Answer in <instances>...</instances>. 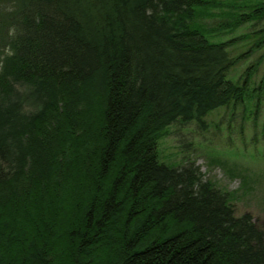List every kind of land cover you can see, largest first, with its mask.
Segmentation results:
<instances>
[{
  "label": "trees",
  "instance_id": "obj_1",
  "mask_svg": "<svg viewBox=\"0 0 264 264\" xmlns=\"http://www.w3.org/2000/svg\"><path fill=\"white\" fill-rule=\"evenodd\" d=\"M262 21L264 0H0V264H264L237 192L158 152L174 123L255 122L264 75L230 73L264 24L229 36Z\"/></svg>",
  "mask_w": 264,
  "mask_h": 264
},
{
  "label": "rangeland",
  "instance_id": "obj_2",
  "mask_svg": "<svg viewBox=\"0 0 264 264\" xmlns=\"http://www.w3.org/2000/svg\"><path fill=\"white\" fill-rule=\"evenodd\" d=\"M210 24V21L206 23ZM239 28L234 37L263 26ZM249 43L229 48L230 56L243 52ZM264 50L253 53L230 73L237 80L248 66H255L253 81L264 75ZM232 116V117H231ZM160 160L171 167L192 163L205 180L224 191L237 192L233 208L237 216L249 214L264 229V106L255 122L244 118L241 107L223 108L204 118V125L195 122L174 123L158 142ZM247 186L241 187V182Z\"/></svg>",
  "mask_w": 264,
  "mask_h": 264
}]
</instances>
